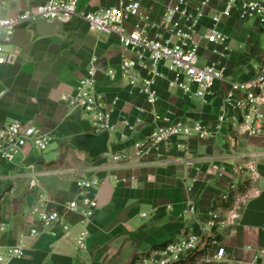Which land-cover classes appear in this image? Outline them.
<instances>
[{
    "label": "crops",
    "instance_id": "obj_1",
    "mask_svg": "<svg viewBox=\"0 0 264 264\" xmlns=\"http://www.w3.org/2000/svg\"><path fill=\"white\" fill-rule=\"evenodd\" d=\"M33 1L37 0L10 5L4 15L13 16ZM117 1L80 0L79 10L94 11ZM139 1L148 19L130 21L128 28L159 21L166 4V0ZM200 1L189 0L192 6ZM223 2L209 0L201 20L203 32L219 17L228 48L201 40L198 62L226 68L225 80L216 83L205 99L170 87L164 73L156 81V103L148 104L119 71L120 56L134 54L125 51L114 35L93 30L78 17L60 20L62 34L37 37L31 22L15 29L2 45L7 62L0 64L4 88L0 124L18 120L34 125L50 133L51 144L64 146L65 152L59 160L48 161L28 145L12 164H0V253L20 240L24 244L23 255L5 264H144L142 259L154 249L187 235L198 236L200 247L179 264H264V134H246L241 118L229 116L211 137H174L143 157L133 151V144L152 130L155 114L201 121L215 129L230 84L258 75L264 63V26L255 18L219 16ZM149 33L154 35V29L149 27ZM92 55L97 60L104 57L107 64V69L97 68V91L108 105L115 96L119 101L113 109L117 129L110 134L109 152L89 160L62 144L69 135L93 132L87 115L62 98L74 92ZM257 109L264 114V96ZM123 117L129 118L131 129L119 123ZM93 176L100 179L95 197L107 181L109 199L86 219L65 206L77 195L76 181ZM239 183L247 187L235 193L229 208L213 206ZM35 205L57 210L62 224L43 229L30 213ZM213 217L222 223L211 227ZM32 228L39 233L31 234ZM81 233L83 246L78 243ZM218 247L225 249L220 259L215 258Z\"/></svg>",
    "mask_w": 264,
    "mask_h": 264
},
{
    "label": "built area",
    "instance_id": "obj_2",
    "mask_svg": "<svg viewBox=\"0 0 264 264\" xmlns=\"http://www.w3.org/2000/svg\"><path fill=\"white\" fill-rule=\"evenodd\" d=\"M21 1L0 0V64L7 62L2 45L10 40L19 25L36 19L64 20L78 17L91 29L114 35L125 51L134 54V57L125 54L120 56L119 71L131 89L142 95L148 104L156 103L158 99L156 81L164 73L170 87L179 89L187 96H197L202 99L212 94L216 83L225 80L226 68L222 64L201 65L198 62L202 39L208 43H219L223 45V50H228L227 39L219 29V17H215L213 24L201 31L204 8L209 0H201L195 6H192L189 0H166L159 21L152 23L151 26L136 23L132 28H128L130 21L148 19V16L141 12L139 0H118L115 5L102 6L94 11L79 10L80 0H37L23 9H18L13 16L4 15L9 12L10 5ZM235 14L240 20L255 18L259 25L264 26V1L224 0L219 16L232 17ZM149 27L154 29V35H150ZM96 61L97 56L92 55L85 75L76 82L74 92L62 99L71 108L87 115L88 123L94 133L106 130L110 138V134L117 129V123L113 119V109L119 97L115 96L108 105L104 96L97 91ZM237 92H241L242 96H237ZM260 96H264V63L254 78L243 83L230 84V90L223 99V112L217 117L219 123L215 129L209 128L201 121H188L155 114L152 130L133 144L134 155L143 157L153 151L157 152L174 137L194 136L200 139L211 137L229 116L241 118L240 125L246 134L262 135L264 114L257 109ZM119 123L126 128H132L129 118L123 117ZM52 141L53 137L50 133L34 125L18 120L1 123L0 164H12L28 145L43 152ZM33 167V164L29 165L30 169ZM33 183L35 181H31L30 184ZM99 184L100 179L97 176L77 180V195L68 201L65 209L78 211L86 219L92 217L97 208L95 190ZM189 209L193 211L194 207L190 206ZM30 213L36 216L45 230H50L59 223L62 224L61 214L57 210L35 205L31 207ZM219 223L222 222L213 217L210 226L214 227ZM62 227L67 228L66 225ZM30 232L39 233L35 228ZM84 235L81 233L78 241L81 246L84 245ZM199 247L198 236L187 235L154 249L142 259V262L175 264L184 260ZM23 253L24 244L20 240L10 246L5 254L0 253V264L19 258ZM224 254L225 249L218 247L215 258L220 259Z\"/></svg>",
    "mask_w": 264,
    "mask_h": 264
},
{
    "label": "water",
    "instance_id": "obj_3",
    "mask_svg": "<svg viewBox=\"0 0 264 264\" xmlns=\"http://www.w3.org/2000/svg\"><path fill=\"white\" fill-rule=\"evenodd\" d=\"M30 29L35 36L56 35L62 34V24L58 19H36L31 22ZM95 66L101 69H107L106 60L104 57L99 58ZM4 90L0 84V93ZM109 133L108 131L83 132L73 135H69L62 140V144H68L72 146L78 152L83 153L89 160H94L109 152L108 148ZM109 186L105 181L101 184L97 196L95 197L97 207L103 206L109 199Z\"/></svg>",
    "mask_w": 264,
    "mask_h": 264
},
{
    "label": "trees",
    "instance_id": "obj_4",
    "mask_svg": "<svg viewBox=\"0 0 264 264\" xmlns=\"http://www.w3.org/2000/svg\"><path fill=\"white\" fill-rule=\"evenodd\" d=\"M246 187H247V184L246 183H239L237 185V188L235 190H231L229 192L228 196L225 199H223V198H217V199H215L214 200V203H213V206L214 207L220 206V207H222L224 209L229 208L231 206L233 200H234L235 193H241V192H243L246 189ZM192 255H194V254L191 253L188 257H191ZM186 259H184V260H186ZM184 260H181V261H179V262H177L175 264H179V263L183 262Z\"/></svg>",
    "mask_w": 264,
    "mask_h": 264
},
{
    "label": "rangeland",
    "instance_id": "obj_5",
    "mask_svg": "<svg viewBox=\"0 0 264 264\" xmlns=\"http://www.w3.org/2000/svg\"><path fill=\"white\" fill-rule=\"evenodd\" d=\"M39 155L44 156L48 161L53 160L57 161L59 155H63L65 152V147H60L57 144H51L47 147V149L43 152L37 151ZM64 156V155H63Z\"/></svg>",
    "mask_w": 264,
    "mask_h": 264
}]
</instances>
